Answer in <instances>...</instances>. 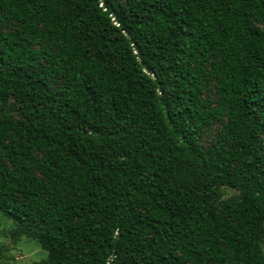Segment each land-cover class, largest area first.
<instances>
[{"label": "trees", "instance_id": "obj_1", "mask_svg": "<svg viewBox=\"0 0 264 264\" xmlns=\"http://www.w3.org/2000/svg\"><path fill=\"white\" fill-rule=\"evenodd\" d=\"M0 215L34 264H264V0H0Z\"/></svg>", "mask_w": 264, "mask_h": 264}, {"label": "rangeland", "instance_id": "obj_2", "mask_svg": "<svg viewBox=\"0 0 264 264\" xmlns=\"http://www.w3.org/2000/svg\"><path fill=\"white\" fill-rule=\"evenodd\" d=\"M9 227V222L0 215V264H34L45 257L34 242L16 243L10 239L6 230Z\"/></svg>", "mask_w": 264, "mask_h": 264}]
</instances>
